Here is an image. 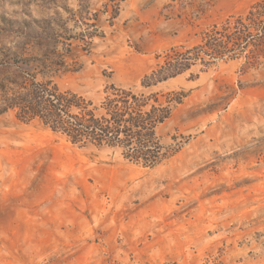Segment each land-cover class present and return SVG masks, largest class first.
<instances>
[{"label": "rangeland", "instance_id": "1", "mask_svg": "<svg viewBox=\"0 0 264 264\" xmlns=\"http://www.w3.org/2000/svg\"><path fill=\"white\" fill-rule=\"evenodd\" d=\"M102 1L0 0V82L63 59L75 71L53 81L98 101L254 0H122L103 37L69 39ZM154 89L186 96L159 130L181 147L153 168L0 114V264H264V55L198 63Z\"/></svg>", "mask_w": 264, "mask_h": 264}, {"label": "trees", "instance_id": "2", "mask_svg": "<svg viewBox=\"0 0 264 264\" xmlns=\"http://www.w3.org/2000/svg\"><path fill=\"white\" fill-rule=\"evenodd\" d=\"M89 1L84 0L85 5ZM121 1L103 0L91 15L80 10L79 21L87 30L79 36H68L69 39L103 37L101 17L105 16L104 20L113 26ZM199 38L190 46H170L162 55L163 61L143 75L140 87L109 83L98 101L62 90L53 81L52 75L59 73L60 68L61 72L75 71L67 69L63 59L52 62L56 69L41 72L40 77L22 71L19 79L0 82V114L12 110L18 120H37L72 144L118 148L128 161L153 168L181 147L176 135L171 136L173 142L166 143L159 130L171 117L173 106L186 96L183 90L154 87L198 63L207 69L217 61L243 57L246 64H257L264 55V0H254L246 12L208 25ZM159 57L160 54L156 56Z\"/></svg>", "mask_w": 264, "mask_h": 264}]
</instances>
